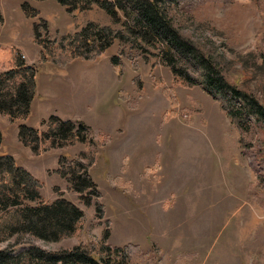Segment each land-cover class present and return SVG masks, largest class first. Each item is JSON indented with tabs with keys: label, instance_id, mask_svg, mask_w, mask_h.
I'll list each match as a JSON object with an SVG mask.
<instances>
[{
	"label": "rangeland",
	"instance_id": "1",
	"mask_svg": "<svg viewBox=\"0 0 264 264\" xmlns=\"http://www.w3.org/2000/svg\"><path fill=\"white\" fill-rule=\"evenodd\" d=\"M22 1L0 0V47L8 48L16 35L15 43L29 42L33 23L46 19L48 33L40 25L39 39L47 37L46 45L53 50L46 60L31 63L37 68V86L48 90L50 83L46 107L56 111L50 114L61 112L66 119L71 113L70 119L87 125L92 139L34 153L18 136L23 120L11 122L0 111V150L40 180L44 201L63 196L82 210L72 234L34 242L51 250L85 244L98 256L108 228L106 242L127 246L132 254L128 264H264V119L243 110L242 135L221 101L201 83L187 86L172 75L155 41L138 38L134 45L126 41L120 47L116 38L99 60L71 61L67 52L54 50L88 20L125 32L133 24L132 11L127 21L122 9L116 8L114 18L96 2L68 10L57 0H26L38 9V15L30 16ZM161 2L177 28L209 52L219 53L221 72L231 82L264 104V0ZM33 39L30 55L42 46ZM19 52L21 57L26 53ZM112 55H117L115 62ZM109 63L118 72L115 84ZM182 68L192 77L198 74L191 65L182 63ZM66 82L72 85L66 87ZM64 88L71 93L69 102ZM77 97L83 106H76ZM45 118L37 121L30 115L26 120L42 131ZM81 150L95 153L90 174L101 194V217L94 201L86 204L55 170L60 153L71 157ZM26 247L23 243L16 250Z\"/></svg>",
	"mask_w": 264,
	"mask_h": 264
},
{
	"label": "trees",
	"instance_id": "2",
	"mask_svg": "<svg viewBox=\"0 0 264 264\" xmlns=\"http://www.w3.org/2000/svg\"><path fill=\"white\" fill-rule=\"evenodd\" d=\"M67 6L68 10L79 5L89 7L98 3L114 18L116 8L122 9L126 20L133 12V24L127 25L124 32L113 29L106 23L88 20L66 42H59L54 48L68 53L69 60L77 57L95 58L118 39L121 47L126 41L132 45L140 38L146 42L155 41L158 56L170 68L172 75L181 80L184 85L191 86L197 82L221 101L227 114L235 123L240 133L246 132L243 110L255 119H264V104L258 98L231 82L219 67V53L209 52L198 44L191 36L177 28L167 14L166 6L161 0H57ZM21 7L30 16L38 15V9L29 6L27 1L21 2ZM1 17V15H0ZM47 20L33 23L35 40L40 43V60H46L51 55V47L46 45V38L39 39V27L42 25L47 35ZM117 60V55L110 57ZM182 63L191 65L197 71L192 77ZM36 66L28 64L19 54L12 56L8 66L0 74V111L9 121L25 119L30 113L31 101L35 95ZM173 107L174 102L170 101ZM172 113V110L166 111ZM173 114V113H172ZM46 129L39 131L33 125L21 121L18 123V136L24 145H28L34 153L40 149L65 147L78 141H91L87 125L81 120L62 118L50 114L44 119ZM2 131L0 130V148L2 146ZM95 160L94 152L81 150L74 156L64 152L58 156L56 172L66 178L70 189L80 193L86 204L95 203L98 216L104 213L103 204L97 184L92 179L90 169ZM42 183L24 166L20 165L12 154L0 150V264H128L132 254L127 246H112L106 242L109 236L105 228L99 253L92 254L87 245L76 244L71 248L51 250L34 242L35 239L54 241L72 234L82 214V210L72 201L58 196L52 201H44L40 194ZM38 200L36 204L29 201ZM28 247L16 250L20 244Z\"/></svg>",
	"mask_w": 264,
	"mask_h": 264
},
{
	"label": "crops",
	"instance_id": "3",
	"mask_svg": "<svg viewBox=\"0 0 264 264\" xmlns=\"http://www.w3.org/2000/svg\"><path fill=\"white\" fill-rule=\"evenodd\" d=\"M0 15H1V17H4L3 14H2L1 9H0ZM32 33L33 32L31 31L30 36L31 35L32 36L30 37L31 40L29 42L28 41H22V42L15 43V41H18L17 40V37H16L17 35L15 36V34H13L15 36L14 42L8 40V43L6 44V45H8V48H7V46H4L3 47L4 49L0 47V59H2V60H0V62H3V63H0V66H3L2 69H4V66H6V65L9 64V62L11 61L12 56H14L15 54L20 53L19 51H22V52L25 51L26 52V53H24L22 55H23V57L25 59L24 61H26L28 64L36 63L37 61H40L39 60L40 47L38 45H37L38 46L37 49L35 48L34 51L33 50L30 51L31 52V55L28 52V49H30L31 47H33L32 45L36 44L35 41H34V39H33L34 33L33 34ZM30 42L31 43L33 42V43L31 44ZM28 45L30 47H26ZM13 47L17 48L19 51L17 53H15L16 50H12ZM6 49H8V51ZM35 50L37 52V55L35 54ZM104 53H105V51L103 53H101L100 55L96 56L95 58L99 60L101 57H103ZM4 59H5V61H4ZM92 59H94V58H92ZM73 60H71V61H73ZM76 61H77V59H76ZM107 65L111 69V75H112V78H113V84H115V82H118V81H116V80H118V72L115 70L113 64H110L109 63ZM96 70H99V67L96 68ZM94 73L97 76V78H103L104 77V73H102V72H94ZM49 84H48V87H49L48 90H42V91H40L39 90V87L37 86V82H36L35 95H34L32 101H31V108H30V113H29L28 116L34 115V117H35V119L37 121H40L42 118H45L46 117V116H41V114H43V113H46L48 115L50 113L56 112V111L53 112L51 109H49L48 107H46V101L48 100V96H49V93L48 92H51V89H53L51 86H49ZM65 85H66V87H70L72 84H71V82H66ZM68 91H69V89L66 90L64 88V96H65V98H67V100H65L66 102H69V100L71 98V93L68 92ZM61 92H63V90H60V93ZM61 97H63V95H61ZM75 104H76L77 107H80V106H83L84 105L83 101L80 100L78 97L75 100ZM85 105L87 107L89 106L88 103H85ZM40 106H41L42 111H40L41 113L38 115V110L40 109L39 108ZM49 106H50V103H49ZM59 115L60 116H63V117L65 116V115H62L61 112L59 113ZM27 117L25 119H23L24 122H27V120H26ZM68 117L74 118L71 115V113H69V112H68ZM5 118H6V116H5ZM0 119H2V118H0ZM28 124H30V123H28ZM31 124H35V123H31Z\"/></svg>",
	"mask_w": 264,
	"mask_h": 264
}]
</instances>
